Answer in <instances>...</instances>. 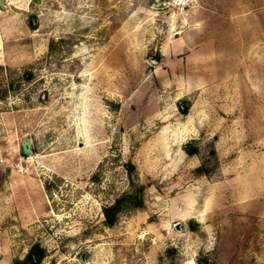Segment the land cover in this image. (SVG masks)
Here are the masks:
<instances>
[{"label":"rangeland","instance_id":"1","mask_svg":"<svg viewBox=\"0 0 264 264\" xmlns=\"http://www.w3.org/2000/svg\"><path fill=\"white\" fill-rule=\"evenodd\" d=\"M1 3L0 264H264V0Z\"/></svg>","mask_w":264,"mask_h":264},{"label":"trees","instance_id":"2","mask_svg":"<svg viewBox=\"0 0 264 264\" xmlns=\"http://www.w3.org/2000/svg\"><path fill=\"white\" fill-rule=\"evenodd\" d=\"M188 101L180 100L177 102V108L181 113H185L187 110ZM186 151L188 153L196 152L195 147H187ZM196 171H205L202 162L195 167ZM143 189V185L139 184L135 191L129 192L125 191L117 195L110 203L104 204L101 207L102 221L105 225H112L117 218L120 211L132 207H142V197L140 192ZM44 249L38 244V242H33L23 255V257H13L11 259V264H38L40 259L43 257Z\"/></svg>","mask_w":264,"mask_h":264},{"label":"water","instance_id":"3","mask_svg":"<svg viewBox=\"0 0 264 264\" xmlns=\"http://www.w3.org/2000/svg\"><path fill=\"white\" fill-rule=\"evenodd\" d=\"M0 6L3 7L1 0H0ZM29 140L27 138H24L20 143V149L22 153H30L31 149L29 147Z\"/></svg>","mask_w":264,"mask_h":264},{"label":"crops","instance_id":"4","mask_svg":"<svg viewBox=\"0 0 264 264\" xmlns=\"http://www.w3.org/2000/svg\"><path fill=\"white\" fill-rule=\"evenodd\" d=\"M21 214H24V211H23V213H22V212H20V215H21ZM21 226H22V225H21Z\"/></svg>","mask_w":264,"mask_h":264},{"label":"built area","instance_id":"5","mask_svg":"<svg viewBox=\"0 0 264 264\" xmlns=\"http://www.w3.org/2000/svg\"><path fill=\"white\" fill-rule=\"evenodd\" d=\"M23 170H26V167H23Z\"/></svg>","mask_w":264,"mask_h":264}]
</instances>
